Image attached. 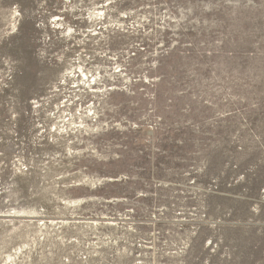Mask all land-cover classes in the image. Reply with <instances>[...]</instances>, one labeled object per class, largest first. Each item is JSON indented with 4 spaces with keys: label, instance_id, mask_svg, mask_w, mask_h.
I'll return each instance as SVG.
<instances>
[{
    "label": "rangeland",
    "instance_id": "rangeland-1",
    "mask_svg": "<svg viewBox=\"0 0 264 264\" xmlns=\"http://www.w3.org/2000/svg\"><path fill=\"white\" fill-rule=\"evenodd\" d=\"M0 264H264V0H0Z\"/></svg>",
    "mask_w": 264,
    "mask_h": 264
},
{
    "label": "bare ground",
    "instance_id": "bare-ground-1",
    "mask_svg": "<svg viewBox=\"0 0 264 264\" xmlns=\"http://www.w3.org/2000/svg\"><path fill=\"white\" fill-rule=\"evenodd\" d=\"M99 78V77H98Z\"/></svg>",
    "mask_w": 264,
    "mask_h": 264
}]
</instances>
